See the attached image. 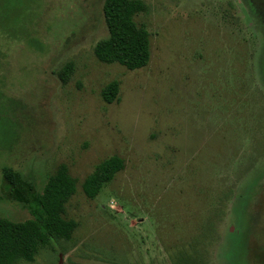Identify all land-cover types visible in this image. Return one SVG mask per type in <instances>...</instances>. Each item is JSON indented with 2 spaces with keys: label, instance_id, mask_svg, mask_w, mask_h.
Wrapping results in <instances>:
<instances>
[{
  "label": "rangeland",
  "instance_id": "374dc122",
  "mask_svg": "<svg viewBox=\"0 0 264 264\" xmlns=\"http://www.w3.org/2000/svg\"><path fill=\"white\" fill-rule=\"evenodd\" d=\"M141 1L152 56L130 71L94 54L105 0H0V184L77 180L72 239L18 264H264V0ZM112 156L125 168L89 199ZM0 218L30 214L0 199Z\"/></svg>",
  "mask_w": 264,
  "mask_h": 264
},
{
  "label": "trees",
  "instance_id": "16d2710c",
  "mask_svg": "<svg viewBox=\"0 0 264 264\" xmlns=\"http://www.w3.org/2000/svg\"><path fill=\"white\" fill-rule=\"evenodd\" d=\"M148 9L141 0H105L103 15L109 36L94 48V54L101 63L119 64L130 71L145 68L150 63V33L135 20L137 15L146 13ZM2 22L0 18L1 27ZM72 73L73 65L67 64L58 72V77L67 83ZM118 96L119 84L115 81L102 91V97L108 104L118 100ZM124 168L125 161L119 156L102 161L84 180L83 193L89 199H95ZM76 192L77 180L65 165H61L48 179L42 192L37 191L35 185L19 172L5 167L1 176L0 199L27 209L30 218L22 222L0 218V264L33 262L40 250L61 240L70 241L77 222L64 217L65 206Z\"/></svg>",
  "mask_w": 264,
  "mask_h": 264
}]
</instances>
